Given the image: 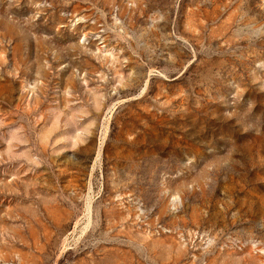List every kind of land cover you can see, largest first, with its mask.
Listing matches in <instances>:
<instances>
[{
  "label": "rangeland",
  "instance_id": "obj_1",
  "mask_svg": "<svg viewBox=\"0 0 264 264\" xmlns=\"http://www.w3.org/2000/svg\"><path fill=\"white\" fill-rule=\"evenodd\" d=\"M0 264H264V0H0Z\"/></svg>",
  "mask_w": 264,
  "mask_h": 264
}]
</instances>
